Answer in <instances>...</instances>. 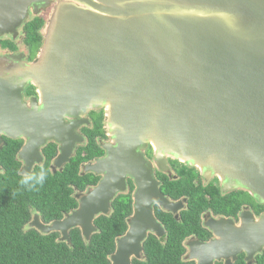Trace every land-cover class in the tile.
I'll return each mask as SVG.
<instances>
[{
	"label": "water",
	"instance_id": "water-1",
	"mask_svg": "<svg viewBox=\"0 0 264 264\" xmlns=\"http://www.w3.org/2000/svg\"><path fill=\"white\" fill-rule=\"evenodd\" d=\"M53 1L0 0V33L15 32L31 3ZM55 1L44 46L25 71L39 87L44 109H16L15 116L37 136L58 137L68 112L101 101L114 136L105 158L117 165L111 173H133L142 185L129 163L149 141L264 198V0ZM103 162L93 169L105 174ZM124 187V175L119 182L106 176L73 214L35 227L62 231L67 242L69 229L80 227L89 239L94 215L107 212ZM143 207L137 196L114 264H129L128 256L141 248Z\"/></svg>",
	"mask_w": 264,
	"mask_h": 264
},
{
	"label": "flooded vegetation",
	"instance_id": "flooded-vegetation-1",
	"mask_svg": "<svg viewBox=\"0 0 264 264\" xmlns=\"http://www.w3.org/2000/svg\"><path fill=\"white\" fill-rule=\"evenodd\" d=\"M55 3H31L27 19L15 32L0 33V202L19 204L0 207V215L5 217L10 211L17 221H23L24 228L42 232L36 222L52 226L73 214L106 176L119 182L124 175L125 187L110 199L108 211L94 215L96 229L90 238H85L80 227L68 231L70 237L75 231L89 241L99 233L102 219L115 214L123 217L125 229L115 238L109 264H114L117 242L136 215L137 196L144 205L138 218L143 238L137 253L128 256L129 264H264V198L252 187L215 174L203 164L165 154L149 141L136 148V161L129 163L131 170L140 172L142 185L133 173H111L109 168L118 171L117 165L105 158L114 136L101 101H89L77 113L68 112L58 137L37 136L28 122L15 116L16 109H44L39 87L25 71L38 60ZM59 157L62 160L57 162ZM100 161H104L105 174L93 169ZM41 171L45 177L64 174L66 183L46 185L44 179L36 184ZM25 176H33L34 187L20 183ZM31 190H41L43 201L41 192ZM46 191H58L60 205L47 206ZM42 233L66 241L62 231Z\"/></svg>",
	"mask_w": 264,
	"mask_h": 264
},
{
	"label": "trees",
	"instance_id": "trees-1",
	"mask_svg": "<svg viewBox=\"0 0 264 264\" xmlns=\"http://www.w3.org/2000/svg\"><path fill=\"white\" fill-rule=\"evenodd\" d=\"M45 181L46 185L66 183L64 174L49 173ZM29 184L34 185V182L30 181ZM31 192H41L42 200L41 190ZM44 193L47 206L60 205L58 191ZM34 196L38 195L35 193ZM18 205L15 200L0 202L1 208H16ZM22 224L23 221H17L10 211H6L5 217L0 215V264H109L108 256L115 247V238L125 229L123 217L115 214L100 221V231L91 240L82 239L81 235L74 231L71 234V242L68 243L57 241L48 234L24 228Z\"/></svg>",
	"mask_w": 264,
	"mask_h": 264
},
{
	"label": "clouds",
	"instance_id": "clouds-1",
	"mask_svg": "<svg viewBox=\"0 0 264 264\" xmlns=\"http://www.w3.org/2000/svg\"><path fill=\"white\" fill-rule=\"evenodd\" d=\"M44 179H45V174H44L43 171H41V174H40L39 179H38V183L42 184L43 181H44ZM31 180H33V176H25V177L20 181V183H21L22 185H27V184L29 183V181H31ZM33 187H34V185H33Z\"/></svg>",
	"mask_w": 264,
	"mask_h": 264
}]
</instances>
